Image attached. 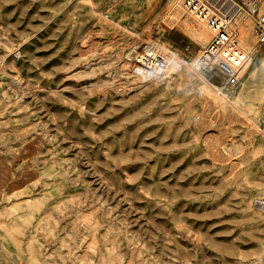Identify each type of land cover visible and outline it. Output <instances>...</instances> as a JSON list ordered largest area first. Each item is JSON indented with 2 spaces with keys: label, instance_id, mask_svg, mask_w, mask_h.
Listing matches in <instances>:
<instances>
[{
  "label": "rangeland",
  "instance_id": "rangeland-1",
  "mask_svg": "<svg viewBox=\"0 0 264 264\" xmlns=\"http://www.w3.org/2000/svg\"><path fill=\"white\" fill-rule=\"evenodd\" d=\"M175 2L0 0V264H264V47L225 86Z\"/></svg>",
  "mask_w": 264,
  "mask_h": 264
},
{
  "label": "built area",
  "instance_id": "built-area-1",
  "mask_svg": "<svg viewBox=\"0 0 264 264\" xmlns=\"http://www.w3.org/2000/svg\"><path fill=\"white\" fill-rule=\"evenodd\" d=\"M226 4L224 8L202 0H183L186 14L211 34L210 42L201 50L199 66L215 69L225 86L236 87L250 62V55L239 44L235 23L243 14L250 16L254 21L256 46L264 47V0H226ZM167 66V58L159 47L144 42L137 51L120 60L118 67L123 78L134 79L140 70L162 72ZM131 70L134 72L130 73Z\"/></svg>",
  "mask_w": 264,
  "mask_h": 264
},
{
  "label": "bare ground",
  "instance_id": "bare-ground-1",
  "mask_svg": "<svg viewBox=\"0 0 264 264\" xmlns=\"http://www.w3.org/2000/svg\"><path fill=\"white\" fill-rule=\"evenodd\" d=\"M172 9L170 12H167L168 14L166 15L167 18L165 20H168L171 25L173 23H176L180 25V27L184 30L185 33H188L193 40H196L197 44H203L207 39L209 38L210 35V40H211V34L208 32L207 29H205V26L196 23L189 15L186 14L184 8H183V1L182 0H176L175 4L172 5ZM218 6V4H217ZM215 6V7H217ZM244 15V14H243ZM242 17V16H241ZM238 18L236 20V29L238 32L239 28V44L242 47L243 50L248 52L250 54L253 49V44H255L256 37L254 36V21L252 20L251 17H242ZM163 22V21H162ZM168 24V23H167ZM239 25V26H238ZM167 26V25H166ZM173 26V25H172ZM176 26V25H175ZM169 27V26H167ZM170 29V28H169ZM253 30V33L251 32ZM204 45V44H203ZM202 46V45H201ZM256 48V47H255ZM161 49V48H160ZM198 59V57H197ZM108 62V60H106ZM197 61V60H196ZM107 64V63H106ZM109 64V62H108ZM110 65V64H109ZM197 66V65H196ZM91 67V66H90ZM87 68V67H86ZM93 68V67H92ZM90 70V69H89ZM134 70H131L130 73H133ZM187 76V75H186ZM14 79V77H13ZM15 81V80H14ZM217 105H220L221 107H224L223 104L219 103L216 101ZM28 141V139H27ZM38 146V145H37ZM38 151V150H37ZM34 157V156H33ZM35 162V160L33 161ZM42 162V161H41ZM51 166V165H50ZM44 167V166H43ZM54 167V166H53ZM44 170V169H43ZM58 170V169H57ZM30 179V178H29ZM42 181V180H41ZM34 182V181H33ZM36 182V181H35ZM22 189V188H21ZM3 193V192H2ZM5 194V193H4ZM11 194V193H10ZM9 194V195H10ZM3 195V194H2ZM263 200H256L254 201V204L264 210V205L262 204ZM37 205V203H36ZM38 208V207H37ZM40 208V207H39ZM35 209V208H34ZM28 210V209H27ZM25 214V213H24ZM34 215V214H32ZM26 218V217H25ZM31 218V215H30ZM28 219V218H27ZM26 219V220H27ZM13 222V220H12ZM16 223V222H15ZM21 226V225H20ZM23 226V225H22ZM21 226V228H22ZM12 235V234H11ZM16 236V234H14ZM4 237V236H3ZM12 238V237H11ZM12 242V240H11ZM13 243V242H12Z\"/></svg>",
  "mask_w": 264,
  "mask_h": 264
}]
</instances>
